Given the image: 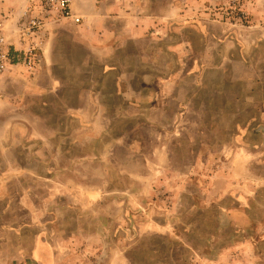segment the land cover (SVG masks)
<instances>
[{
	"label": "rangeland",
	"instance_id": "obj_1",
	"mask_svg": "<svg viewBox=\"0 0 264 264\" xmlns=\"http://www.w3.org/2000/svg\"><path fill=\"white\" fill-rule=\"evenodd\" d=\"M90 5L21 42L41 1L0 0L36 55L0 76V264H264V0Z\"/></svg>",
	"mask_w": 264,
	"mask_h": 264
},
{
	"label": "built area",
	"instance_id": "obj_2",
	"mask_svg": "<svg viewBox=\"0 0 264 264\" xmlns=\"http://www.w3.org/2000/svg\"><path fill=\"white\" fill-rule=\"evenodd\" d=\"M40 1L41 8L37 15H34V12L29 15L26 13L24 15L26 17L25 22L17 29L20 35L19 38L23 39L21 42H24L27 37H31L39 32L49 20H71L75 24L81 23L82 18L74 14L72 10L71 0ZM13 35L15 33L12 34V31L6 25L5 18L0 17V76L20 63L30 70L35 66V49L33 47L19 49L14 42Z\"/></svg>",
	"mask_w": 264,
	"mask_h": 264
},
{
	"label": "crops",
	"instance_id": "obj_3",
	"mask_svg": "<svg viewBox=\"0 0 264 264\" xmlns=\"http://www.w3.org/2000/svg\"><path fill=\"white\" fill-rule=\"evenodd\" d=\"M80 5L82 7V10H78L75 9V13L80 14L81 16H85L88 17V15L90 14V11L92 10V7L90 5V0H79ZM74 9V8H73ZM97 10L99 11V17L96 18H92L91 21H96L97 22V32L95 31V36H99L98 40H96L100 45H94L93 43H91L90 41L84 40L83 42H85L87 44V46L91 47L94 51H108L109 49H111L110 45L113 44V42L118 39L121 36V32H126V30L121 31V29H119L118 26V20L120 19V16L115 15V16H109L106 14L107 11V5H104L103 3L100 5V7L97 8ZM97 12V11H96ZM85 34H89L87 31H85ZM15 42V40H14ZM20 42V41H19ZM16 43V42H15ZM17 47L19 49L23 48L21 43H16ZM98 46H103V47H98ZM108 71L102 70V75L107 74ZM234 220L240 224L242 222V217L240 215H243L237 211H233L231 212ZM243 224V223H242ZM41 250V247H40Z\"/></svg>",
	"mask_w": 264,
	"mask_h": 264
}]
</instances>
